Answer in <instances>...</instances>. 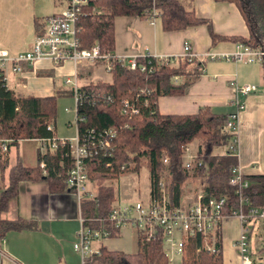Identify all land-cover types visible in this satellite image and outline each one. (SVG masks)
I'll return each instance as SVG.
<instances>
[{
    "label": "trees",
    "instance_id": "obj_1",
    "mask_svg": "<svg viewBox=\"0 0 264 264\" xmlns=\"http://www.w3.org/2000/svg\"><path fill=\"white\" fill-rule=\"evenodd\" d=\"M85 13L74 23L75 38L79 48L97 44L101 51L113 48V19L116 16L142 17V11L151 5V0H86ZM233 3L244 20L247 36H225L213 32L209 19L194 14L191 0H153L159 11L158 21L163 31L179 30L203 24L211 44L219 41L242 43L264 51V0H216ZM36 35L42 29L35 27ZM202 57L201 62H204ZM190 62L163 64L150 69L155 61L151 57H139L137 64L144 70L129 69L119 61L110 62L109 82L96 81L79 86L84 95L76 106V114L84 117L76 122L77 132L87 128L101 130L115 128L112 140L113 151L109 157H93L84 161L88 181L95 184L92 197L81 200L83 217L97 216L106 219L115 201L113 187L106 180L117 179L126 172H137L141 159L148 171L149 196L158 197L160 178L168 180L166 197L169 207L179 203L181 185L189 180H200L204 195H225L234 203L233 189L227 178L236 158L230 154L228 145L232 134L224 125L226 115L212 113L202 107L194 114H159L156 101L159 96H181L184 89L200 75L202 63ZM264 79V55L260 61ZM175 78H180L178 81ZM56 96H17L0 83V140H6V149L18 140L45 139L54 136L46 125L56 115ZM127 100L138 108L136 114L121 112V101ZM145 101V105L143 102ZM199 140L196 161L189 167L181 162V149L186 144ZM67 147L57 144L52 151L36 152L35 164L24 166L19 161L7 166L4 154L0 153V240L8 231L31 229L34 223L22 218L6 219L2 215L10 199L17 195L20 181L45 180L51 191L65 190L70 158L65 156ZM166 157V163L162 162ZM43 162L44 166L39 167ZM247 180L245 193L250 204L264 207V174L243 175ZM228 207V206H226ZM227 212L226 210H223ZM90 227L97 223L86 222ZM117 234L111 229L110 236ZM99 256H93L85 264H169L164 255L159 237L143 240L137 235L134 253L108 250L99 245ZM94 262V263H93ZM55 264H64L58 262ZM182 264H222L221 254H209L201 250Z\"/></svg>",
    "mask_w": 264,
    "mask_h": 264
},
{
    "label": "crops",
    "instance_id": "obj_2",
    "mask_svg": "<svg viewBox=\"0 0 264 264\" xmlns=\"http://www.w3.org/2000/svg\"><path fill=\"white\" fill-rule=\"evenodd\" d=\"M191 2L194 14L209 19L214 33L247 36L244 20L233 3L216 0ZM63 6V0H0V49L7 51L10 56L28 51L36 35L35 27L42 29L43 20L58 13ZM184 41H187L191 50L197 54L215 55L233 51L237 43L219 41L211 44L203 24L163 31L158 20L151 25L142 17L116 16L113 19L112 52L117 55L149 54L175 57L182 51ZM200 57L202 59L203 56ZM203 59L200 75L184 89L181 96L157 98L158 113L194 114L198 109L208 107L212 113L227 115L236 110L235 98L238 102H243L242 108L237 111L236 164L242 175L264 174V79L261 65L258 62H232L220 58ZM174 63L176 61L172 62ZM18 65L19 72L8 71L6 74V88L15 95H54L56 98L70 96L72 102V87L64 83L66 77H73L77 85L84 86L103 81L100 78L101 72H107L101 61L83 62L78 67L69 60L54 65L45 59L32 63L20 61ZM107 73L109 80L104 82L111 80L110 73ZM175 79L178 81L180 78ZM232 82L237 85H254L255 90L246 94H235ZM64 109L69 111L68 108ZM54 121L51 122L53 135L60 139L55 135ZM69 125L73 124L70 122ZM24 142H33L36 145L25 147L22 144ZM40 146V139L18 140L16 145L8 147L5 151L7 166L15 161L24 166L34 165L36 152H41ZM114 180L117 181H107ZM86 189L94 195L95 184L87 181ZM114 198V202H120L115 190ZM2 216L6 219L19 217L31 221L34 227L8 231L4 235L0 240V249L4 253V256L0 257V264H80L79 255L72 248L79 222L74 200L66 187L58 192L49 190L45 180L20 181L17 195L9 200ZM219 230L222 264H240L234 247L239 232L238 221L234 217H224ZM132 240L135 250L128 252L127 247ZM99 245L108 250L134 253L137 248V233L131 225H124L117 229L116 235L93 242L94 247L98 248ZM178 261L177 257H174L169 264H178Z\"/></svg>",
    "mask_w": 264,
    "mask_h": 264
},
{
    "label": "built area",
    "instance_id": "obj_3",
    "mask_svg": "<svg viewBox=\"0 0 264 264\" xmlns=\"http://www.w3.org/2000/svg\"><path fill=\"white\" fill-rule=\"evenodd\" d=\"M63 8L56 14L49 15L43 20L42 33L35 35L31 47L24 53L10 56L7 51L0 49V83L6 87V74L8 71L19 72L20 61L32 63L45 59L54 65L64 61H71L76 67L83 62L101 61L104 63L105 71H110V62L119 61L129 69L144 70L143 64H137L139 57H151L155 63L150 69L158 68L163 64H171L173 61L190 62L193 59L199 61L203 57L220 58L232 62H258L260 64L264 51L236 43L231 52L219 54H197L191 50L187 41L182 44V51L175 57L168 55H117L111 51H101L97 44L89 48H79L75 38L74 23L76 18L85 13L96 12L94 7H90L89 12H84L86 0H63ZM159 11L151 5L142 11V18L153 25L158 19ZM65 84L72 87L74 118L72 124L75 128V135L71 138L57 139L54 136L40 139L41 153L46 150L52 151L57 144L67 147L65 156L70 158L71 165L67 170L65 187L69 190L75 205L76 218L79 222V229L76 232V239L72 243L73 250L79 255L80 264H85L93 256H99L98 248L93 246V242L105 239L110 236L111 229H119L124 225H131L137 235L143 240L160 238L164 255L171 263L174 257L182 264L186 260V255L191 252V257L197 255L201 250L216 255L219 253V229L220 222L224 217H234L239 223V232L234 241V247L240 258V264H256L253 255L264 260V207H257L250 204L248 195L245 193L247 180L236 164L231 168L227 178V184L232 187L234 203L225 195H204L202 191H197L192 201L182 206L180 201L177 206L169 207L166 197V187L163 189L161 182H158V197L148 196L144 202L137 200L120 204L113 202L106 219L97 216L83 217L81 213V200L83 197H92L86 189L88 181L84 161L93 157H109L113 151L112 140L115 136V128H103L94 130L87 128L80 133L77 132L76 122L83 121L84 117L76 114V106L81 102L83 94L79 91V85L72 77L64 79ZM235 94H246L255 90L254 85L231 83ZM236 110L228 113L224 119L225 127L232 134L228 149L230 154L237 157V111L243 106V102H238L235 98ZM145 105V101L143 102ZM66 110V109H65ZM121 112L136 114L138 108L127 100L121 101ZM48 131H52V125H46ZM6 140H0V153L5 154ZM184 147L182 152L186 151ZM182 159V157H181ZM164 157L162 162H166ZM196 161V153L188 156V160L182 162L185 167ZM199 164V161H196ZM44 166L43 162L39 167ZM228 206V207H226ZM224 212L223 210H226ZM86 222L97 223V227H90ZM255 240L257 243H255ZM257 245V246H256ZM191 247L192 251H188ZM4 256L0 249V257ZM189 258V259H190Z\"/></svg>",
    "mask_w": 264,
    "mask_h": 264
},
{
    "label": "rangeland",
    "instance_id": "obj_4",
    "mask_svg": "<svg viewBox=\"0 0 264 264\" xmlns=\"http://www.w3.org/2000/svg\"><path fill=\"white\" fill-rule=\"evenodd\" d=\"M100 78L103 81H108L109 74L107 72H104V73L101 72ZM64 108H68L69 111H65ZM73 108H74V105L72 102V98H70V96H63V97L56 98V115L54 119L55 120L54 127H55V135L58 138L68 139L69 137L73 136L74 126L69 125L70 122H72L74 118ZM49 123L51 124V122ZM199 142L200 141L197 139L182 147L181 149L182 162L188 160L189 155H193L194 153H196ZM22 144L25 147H33L31 145H36L33 142H24ZM184 147H187V150L185 152L184 151L182 152ZM138 167L139 168H138L137 173L136 172H126L122 176L118 177L117 181L116 180L114 181L106 180L107 184H109L110 186L114 188L115 193L119 198V201L123 202V204L128 203V202L137 201V200L144 202L145 200H147L149 196L148 194V191H149L148 171L145 166L144 159L140 160ZM160 182L163 186V189L167 187L168 180L166 178L161 177ZM181 186H182L181 187L182 194L180 197L181 199H179V201H180V204L184 206V205L189 204L192 201L197 191H200V180L197 178L189 179L185 181ZM134 250H135V243L132 240L130 245H128L127 247V251L133 252ZM187 250L192 251L191 247H188ZM190 255H191V252H188V254L186 255V258L189 259ZM252 257L253 259H255L256 264H264V260L263 259L258 260L257 258L258 256L253 255Z\"/></svg>",
    "mask_w": 264,
    "mask_h": 264
}]
</instances>
